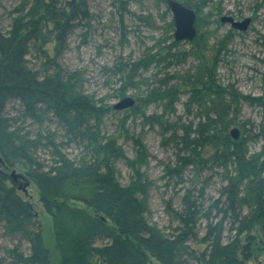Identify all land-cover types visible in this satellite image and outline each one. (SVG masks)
Segmentation results:
<instances>
[{"label": "trees", "instance_id": "trees-1", "mask_svg": "<svg viewBox=\"0 0 264 264\" xmlns=\"http://www.w3.org/2000/svg\"><path fill=\"white\" fill-rule=\"evenodd\" d=\"M17 1L9 13L8 28L0 24V225L7 236L17 240L7 251L9 264H51L42 227L31 204L19 194L18 180L7 173L11 168L21 170L23 178L37 189L39 201L51 218L60 264H246L258 245L264 247V146L254 155L247 150L249 140L264 141V125L246 136L252 129L235 120L243 101L263 107L264 101L244 97L232 85L218 81L220 50L233 31L214 46H194L186 54L199 55L194 70L178 76L175 86L160 81L146 96L145 102L162 101L170 108L182 89L189 94L187 105L197 106L198 120L193 126L168 127L176 146H184L187 154L170 173L179 177L185 167L204 163L215 164L225 172L219 197L207 208L199 201L202 195L194 197L186 192L183 209L175 215L179 227L164 234L147 220L149 181L140 170L146 161L140 140L134 139L136 157L129 159L114 136L102 134L103 118L111 108L102 99L84 94L74 75L58 63L69 34L90 20L88 0ZM176 1L196 15L206 6L214 8L213 0ZM114 2L121 11H127L128 0ZM167 27L173 31L172 20ZM51 43L53 56L43 49ZM176 45L175 41L160 45L158 51L142 59L119 63L115 74L133 86L138 70L178 58L171 53ZM30 46L43 55L44 66L52 72L39 76L27 66ZM11 102L19 106L16 117L7 114ZM17 120L38 124L51 121L62 139L58 141L57 133L50 131L34 135L22 132ZM154 121L166 126L161 117ZM235 127L239 130L236 140L230 135ZM72 146L80 150L74 158L64 151ZM42 148L49 150L51 162L37 156ZM118 160L131 171L126 184L119 180ZM200 219L205 226L199 238L195 231ZM193 241L201 248L190 245ZM22 243L27 245V253L20 249Z\"/></svg>", "mask_w": 264, "mask_h": 264}, {"label": "rangeland", "instance_id": "rangeland-1", "mask_svg": "<svg viewBox=\"0 0 264 264\" xmlns=\"http://www.w3.org/2000/svg\"><path fill=\"white\" fill-rule=\"evenodd\" d=\"M213 3L214 8L206 6L198 11L195 21L197 36L194 41H175L177 45L171 53L179 57L170 58L158 65L151 64L146 70H138L133 86L125 84L126 79L115 74V66L135 62L174 41L173 31L167 27L171 13L166 12L167 6L162 0H128L126 12L121 11L118 2L114 0H88L91 14L89 22L82 23L69 34L66 48L58 59L60 67L78 80L84 94L92 96L94 100L102 99L103 104L111 108L103 118L102 134L114 136L129 159L136 157L134 139L140 140L146 155L145 164L140 170L149 181L145 196L147 220L164 234H171L179 227L175 215L183 209L182 199L186 192L194 197L202 195L199 201L204 209L207 208L219 197V191L225 183V172L215 164L205 163L197 167H185L179 177L169 172L187 154L184 146H176L168 127L175 124L193 126L198 120V110L195 104L187 105L189 94L182 89L170 108L162 101L145 102L150 90L156 88L160 81L167 80L169 85H177L178 76L193 71L200 62L195 58L199 55L186 54L196 45L206 48L214 46L232 30V38L220 50L216 69L218 81L224 86L232 85L244 97L264 101V0H213ZM17 4V0H0V24L3 29L8 28L9 13ZM223 16L232 17L236 21L250 18L251 23L246 31L241 32L229 24L221 23L220 18ZM141 17L146 20L139 19ZM52 43L43 48L47 49L49 56H53L50 51ZM26 62L39 76L53 71L44 66V57L34 46H30ZM126 97L133 99L134 105L115 110L113 106ZM250 102L241 103L240 114L235 120L237 124L244 123L246 129H252L246 132V136H251L259 130L260 125H264V107ZM18 110L19 106L14 102L7 106L10 117H16ZM159 117L166 126L156 124L154 120ZM16 126L22 132H31V135L55 132L57 140L62 139L57 126L51 121L38 124L31 120H17ZM178 135L183 136L180 131ZM263 146L261 138L249 140L248 153L257 154ZM64 151L70 158L80 154V150L74 146ZM37 156L46 163L51 162L50 152L46 148L40 149ZM115 165L120 182L128 183L130 169L122 160H118ZM6 171L9 175L14 172L24 177L18 168ZM16 180L19 194L31 204L42 227L43 241L50 252L51 264H60L52 236L51 218L39 201L37 189L25 178ZM25 182L27 186L24 187ZM200 191L202 194H199ZM204 226V220L200 219L195 231L199 238L204 234ZM16 242L4 233L0 225V264H9L7 251ZM189 243L196 248L202 246L195 241ZM20 249L27 253L25 243L21 244ZM246 264H264V247L258 245Z\"/></svg>", "mask_w": 264, "mask_h": 264}, {"label": "water", "instance_id": "water-1", "mask_svg": "<svg viewBox=\"0 0 264 264\" xmlns=\"http://www.w3.org/2000/svg\"><path fill=\"white\" fill-rule=\"evenodd\" d=\"M166 6L171 13V20L173 23V40L176 42H191L197 35L195 27L197 16L196 12L176 0H166ZM220 22L223 24H229L233 29L243 32L249 28L251 19L245 18L244 20L236 21L232 17L223 16L220 18ZM133 105V99L126 97L116 103L113 108L115 110H123L132 107ZM230 135L233 139H238V128L235 127L231 129ZM10 177L14 180L18 178L23 179V176L15 175L14 172L10 174ZM23 186H27V182H25Z\"/></svg>", "mask_w": 264, "mask_h": 264}]
</instances>
